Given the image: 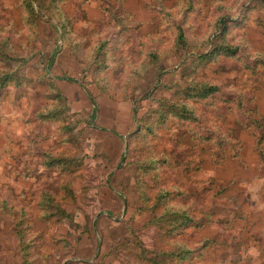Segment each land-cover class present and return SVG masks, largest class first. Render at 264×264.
Listing matches in <instances>:
<instances>
[{"label": "rangeland", "instance_id": "rangeland-1", "mask_svg": "<svg viewBox=\"0 0 264 264\" xmlns=\"http://www.w3.org/2000/svg\"><path fill=\"white\" fill-rule=\"evenodd\" d=\"M26 1L0 0V264H264V0Z\"/></svg>", "mask_w": 264, "mask_h": 264}, {"label": "trees", "instance_id": "trees-1", "mask_svg": "<svg viewBox=\"0 0 264 264\" xmlns=\"http://www.w3.org/2000/svg\"><path fill=\"white\" fill-rule=\"evenodd\" d=\"M26 9H27V11L29 13H31V15H34L36 13L35 12V8H34L32 2L30 0L26 1ZM185 40H186L185 35H184L183 32H181L180 35L178 36V44H181V43L184 44ZM102 46H101V48H102ZM233 48H236V47L231 45L229 42H224L223 44H220V46L216 49V51H222L223 50V51H226V53H232L235 50ZM4 77H5L4 78L5 81L3 82L2 85H4L13 76H12V73H7L6 75H4ZM1 79H2V75H0V80ZM217 87H218L217 85L207 86V85L203 84V85H201V88H200L201 89V94L203 96H207V95L215 92L218 89ZM187 118H189V120H192V121L193 120L194 121H198L196 112H191L190 109H189V117L187 116ZM200 149H202V148H199V146H198V148H195V150H197V151L200 150ZM216 162H217V164L220 165L224 161L220 160V161H216ZM175 213H180V212H175ZM180 216H181L180 218H183L185 220V222H186V220L188 218H189V222H192V216H191V214H188V211L186 209L184 210V213L182 212V214H180ZM180 225H182V224H180ZM186 252H189V250L187 249ZM177 255H180V254L178 253Z\"/></svg>", "mask_w": 264, "mask_h": 264}]
</instances>
